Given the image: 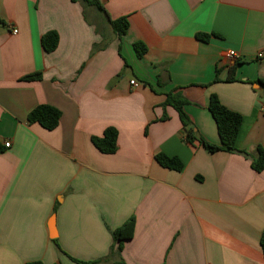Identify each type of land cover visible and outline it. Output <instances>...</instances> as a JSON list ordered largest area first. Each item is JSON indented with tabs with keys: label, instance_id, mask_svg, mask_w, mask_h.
Listing matches in <instances>:
<instances>
[{
	"label": "crops",
	"instance_id": "1",
	"mask_svg": "<svg viewBox=\"0 0 264 264\" xmlns=\"http://www.w3.org/2000/svg\"><path fill=\"white\" fill-rule=\"evenodd\" d=\"M98 1L126 17L121 38L79 1L0 0V264H114L111 232L131 216L125 264H264V170L251 167L264 151V0ZM49 31L58 46L46 53ZM35 72L41 80H20ZM172 92L213 145L210 96L240 114L238 151L187 143L163 106ZM42 104L61 113L54 130L27 123ZM109 127L117 149L102 154L91 137ZM158 153L183 169L161 167Z\"/></svg>",
	"mask_w": 264,
	"mask_h": 264
},
{
	"label": "trees",
	"instance_id": "2",
	"mask_svg": "<svg viewBox=\"0 0 264 264\" xmlns=\"http://www.w3.org/2000/svg\"><path fill=\"white\" fill-rule=\"evenodd\" d=\"M71 1H79L84 6L94 7L97 11L104 14L109 19V25L118 38H121L123 35H125L128 29V21L126 17L110 19L104 7L98 0ZM0 23L4 24V21L0 19ZM197 37L201 40L208 39V35L205 34H199ZM40 44L44 52H53L58 46V34L55 31L46 32L41 36ZM95 50L96 48L94 47V51ZM133 50L138 58L142 57L146 52L145 46L142 43H134ZM41 78V73L35 72L22 76L20 80L39 81L41 80ZM227 80L231 81L230 78H228ZM186 104V100L179 93L172 92L166 94L163 106H171L178 113V116L182 123V132L184 134V139L187 143L193 144L194 142H197L208 152L223 151L230 153L238 151L236 148V143L238 139L239 130L243 121V118L240 114L233 112L223 106L215 95L210 96L207 108L216 125V130L220 141L218 145H213L206 142L203 138H201L193 131L191 121L184 112V106ZM60 117L61 113L57 108L51 105L42 104L36 106L28 113L27 123L29 125L38 124L43 129L51 131L58 126ZM162 119H166V116H163ZM117 135V130L113 127H109L104 130L102 136H92L91 143L100 153L113 154L117 149ZM155 160L158 165L163 168L175 170L177 172H180L183 169L182 163L175 157H169L165 154L158 153L155 155ZM251 167L256 172H261L262 170H264V151L262 149L258 148L256 156L252 159ZM134 226L135 218L131 216L121 226L111 232L113 244L110 249V255L117 256L118 258V261H116L114 264H125L120 258L122 244L123 241L132 238L134 233ZM259 244L264 259V229L261 233ZM73 262H75L76 264H106V260L90 262L73 260ZM25 264L42 263L39 261H34L27 262Z\"/></svg>",
	"mask_w": 264,
	"mask_h": 264
},
{
	"label": "built area",
	"instance_id": "3",
	"mask_svg": "<svg viewBox=\"0 0 264 264\" xmlns=\"http://www.w3.org/2000/svg\"><path fill=\"white\" fill-rule=\"evenodd\" d=\"M12 33L13 34H16L17 33V30H12ZM263 56H264L263 52H259L258 55H257L258 58H262ZM224 57L226 59H229V60H233L234 61V60H237L239 56H238V54L235 51L228 50V51H226L224 53ZM129 84L131 86H137V83L134 80H130ZM261 112H262V114H264V108H262ZM9 146H10V143L9 142H6L5 143V147L7 148Z\"/></svg>",
	"mask_w": 264,
	"mask_h": 264
}]
</instances>
